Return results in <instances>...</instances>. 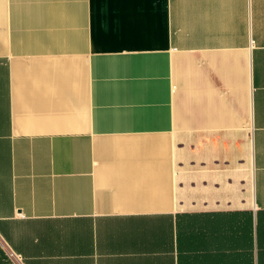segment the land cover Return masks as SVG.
<instances>
[{
	"label": "crops",
	"instance_id": "1",
	"mask_svg": "<svg viewBox=\"0 0 264 264\" xmlns=\"http://www.w3.org/2000/svg\"><path fill=\"white\" fill-rule=\"evenodd\" d=\"M264 264V0H0V264Z\"/></svg>",
	"mask_w": 264,
	"mask_h": 264
},
{
	"label": "built area",
	"instance_id": "2",
	"mask_svg": "<svg viewBox=\"0 0 264 264\" xmlns=\"http://www.w3.org/2000/svg\"><path fill=\"white\" fill-rule=\"evenodd\" d=\"M9 258H11L16 264H23V258L20 254L16 255L12 252H9Z\"/></svg>",
	"mask_w": 264,
	"mask_h": 264
}]
</instances>
